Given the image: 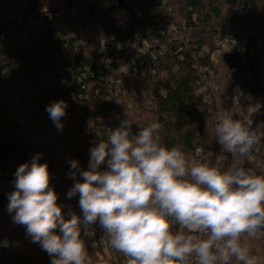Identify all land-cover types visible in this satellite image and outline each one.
I'll use <instances>...</instances> for the list:
<instances>
[{"label":"trees","instance_id":"trees-1","mask_svg":"<svg viewBox=\"0 0 264 264\" xmlns=\"http://www.w3.org/2000/svg\"><path fill=\"white\" fill-rule=\"evenodd\" d=\"M47 1L0 0V182L39 155L49 172L57 171L60 184L54 191L64 218L75 214L83 220L79 193L67 195L74 186L68 176L88 170L97 132L112 121L113 109L134 122V134L138 127L159 123L162 145L179 146L187 157L199 150L194 159L222 170L230 167L232 155L217 141L218 118L251 121L260 143L244 166L264 175V47L262 52L256 48L264 33V0H122L132 15L100 0H63L36 37L19 47L21 56H8L12 36L38 22ZM117 10L124 12L122 25H117ZM225 21L237 44L213 55ZM97 25L103 36L114 35L125 46L111 50V64L101 76L82 85L62 83L60 71L72 59L70 48H76L77 62L84 54L98 55L102 35ZM60 100L67 104L62 129L46 111ZM73 160L79 170L71 168ZM11 193L7 187L0 191V230L24 243L18 253H0V264H51L52 257L32 242L26 227L4 210ZM55 232L62 235L59 228ZM81 238L94 264H126L114 248L103 251L98 240L108 243V237L98 220L81 225ZM244 239L264 258V236Z\"/></svg>","mask_w":264,"mask_h":264},{"label":"clouds","instance_id":"clouds-1","mask_svg":"<svg viewBox=\"0 0 264 264\" xmlns=\"http://www.w3.org/2000/svg\"><path fill=\"white\" fill-rule=\"evenodd\" d=\"M66 107L60 100L46 108L58 129ZM251 123L218 118L217 141L232 155L222 170L162 145L159 123L133 134L134 122L126 118L90 150L88 170L67 194L79 193L83 220L64 218L39 155L18 167L8 211L51 264H94L81 225L97 220L126 264H264L244 239L264 236V175L244 166L260 143ZM70 163L79 170L78 161ZM103 164L107 170L100 171Z\"/></svg>","mask_w":264,"mask_h":264},{"label":"built area","instance_id":"built-area-1","mask_svg":"<svg viewBox=\"0 0 264 264\" xmlns=\"http://www.w3.org/2000/svg\"><path fill=\"white\" fill-rule=\"evenodd\" d=\"M115 19L117 20V25L123 24V21L118 17L115 16ZM97 30L101 35L103 34V30L98 25H97ZM222 30L224 33L218 35L214 41L215 52L213 55L222 52H229L237 44L236 37L228 33V31L230 30V26L227 21L223 23ZM260 35L261 36H259L256 40V48L257 50L262 52V47H264V33ZM246 38L247 36L245 35L242 42H244ZM75 45L76 44H74V47ZM124 46L125 44L122 41L117 40L114 35H108V36L102 35L98 55L96 57H90L88 54H84V60L82 62H77L75 60V56L77 55L76 48H70L69 51L72 53V59L69 65L60 71L61 82L68 85H82V83L86 81L89 77L101 76L103 71H105L111 64L112 61V57L110 53L111 50L112 49L119 50L122 49ZM210 85L212 86L213 84L210 83ZM202 89H205V86H203ZM254 104L258 107L261 106L260 102L257 100H254ZM112 116H113L112 121L107 125H102L100 127V130L97 132L95 146L100 142L101 139L106 138V133L109 129H113V130L116 129L117 127L120 126L121 122L123 121L121 113L117 109L112 110ZM131 131L134 134L133 129H131ZM36 139L40 141L41 138L39 135H37ZM200 155H201V151L198 150L195 152V155L192 156L190 155L188 158L194 159V157L196 156L198 157ZM15 173L11 176L9 180H4L0 182V191H3L6 187L11 189L12 192L15 191V180H16ZM49 173H50V187L54 190L55 186H58L60 184V181L58 179V174L57 171H50ZM68 178L71 180L73 185L77 181H82L83 179L81 176L77 174L75 175V177H73V175H70L68 176ZM8 204H9V199L4 208L6 212H9ZM12 213L14 214V212ZM98 241L103 247L104 252L108 253L113 250L110 244L107 243L103 238H99Z\"/></svg>","mask_w":264,"mask_h":264},{"label":"rangeland","instance_id":"rangeland-1","mask_svg":"<svg viewBox=\"0 0 264 264\" xmlns=\"http://www.w3.org/2000/svg\"><path fill=\"white\" fill-rule=\"evenodd\" d=\"M100 3L103 6H109L113 4H117V0H100ZM63 0H49L46 2L44 10L42 12V16L38 22L30 24L21 35L15 34L12 36L10 44H9V50H8V56H13V53L16 52L18 55L21 56L22 50L19 48L22 46L23 48L26 46V44L36 37L40 29L46 24V19L49 17L50 12L54 10L55 8L61 9L63 7ZM123 10H120V12L117 10L115 11L114 15L121 19ZM4 232V230H0ZM7 232V231H5ZM10 235L14 236L12 233L8 232ZM15 237V236H14ZM18 238V237H16ZM20 239V238H19ZM5 242H7L5 244ZM17 246L9 239H6L5 237L0 236V253H18L20 250H16Z\"/></svg>","mask_w":264,"mask_h":264},{"label":"crops","instance_id":"crops-1","mask_svg":"<svg viewBox=\"0 0 264 264\" xmlns=\"http://www.w3.org/2000/svg\"><path fill=\"white\" fill-rule=\"evenodd\" d=\"M2 235L6 239L11 240L17 246L16 250H21V247H22V245L24 243L23 240H21L19 238H16V237L10 235L8 232H5V231L4 232L0 231V236H2Z\"/></svg>","mask_w":264,"mask_h":264},{"label":"water","instance_id":"water-1","mask_svg":"<svg viewBox=\"0 0 264 264\" xmlns=\"http://www.w3.org/2000/svg\"><path fill=\"white\" fill-rule=\"evenodd\" d=\"M231 1H235V0H231ZM117 4L120 8L126 10L128 13L132 15V12L128 9V7L123 3L122 0H117Z\"/></svg>","mask_w":264,"mask_h":264}]
</instances>
